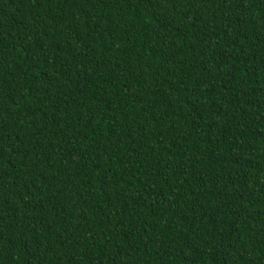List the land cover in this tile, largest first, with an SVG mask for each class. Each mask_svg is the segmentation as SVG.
<instances>
[{
  "label": "trees",
  "instance_id": "obj_1",
  "mask_svg": "<svg viewBox=\"0 0 264 264\" xmlns=\"http://www.w3.org/2000/svg\"><path fill=\"white\" fill-rule=\"evenodd\" d=\"M0 264H264V0H0Z\"/></svg>",
  "mask_w": 264,
  "mask_h": 264
}]
</instances>
